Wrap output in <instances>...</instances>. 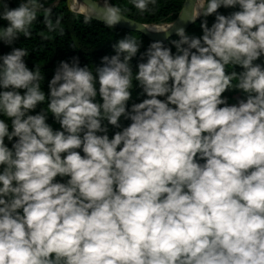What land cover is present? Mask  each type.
<instances>
[{
	"label": "clouds",
	"instance_id": "9594fccd",
	"mask_svg": "<svg viewBox=\"0 0 264 264\" xmlns=\"http://www.w3.org/2000/svg\"><path fill=\"white\" fill-rule=\"evenodd\" d=\"M41 11L63 34L42 0H0V264H264V0H188L200 35L146 26L163 39L126 35L93 69L61 60L47 94L14 46ZM75 12L123 20L110 0Z\"/></svg>",
	"mask_w": 264,
	"mask_h": 264
},
{
	"label": "trees",
	"instance_id": "16d2710c",
	"mask_svg": "<svg viewBox=\"0 0 264 264\" xmlns=\"http://www.w3.org/2000/svg\"><path fill=\"white\" fill-rule=\"evenodd\" d=\"M8 2L11 7H14L20 0H8ZM186 2L187 0H155L154 4L149 3L148 9L144 13H141L135 8L132 0H110V3L120 7L122 16L146 25L174 23L178 19ZM42 3L46 7L50 6L52 8L54 22L57 17L60 18L58 27L64 29L63 34H60L58 31L49 32L43 22L44 12L41 11L37 14V20L33 22L32 35L25 38L21 34L14 46L28 50L29 55L25 58V62L30 69L34 66L39 67L41 77H43L41 87L46 94L48 91L47 81L51 78L56 65L61 60H68L72 56H77L79 57L81 65L86 64L90 69H93L96 64L100 63V57L106 54H114L111 45L126 35L143 42L140 51H143L149 42L153 41L141 33L130 32L117 27H109L105 23L95 19H90L85 23L83 15L77 14L75 8L68 0H42ZM234 10L233 8L224 7L218 9L222 14H228ZM207 19L210 25L214 17L209 16ZM5 23L6 21L0 20V27H3ZM186 31L189 34L200 35L199 19ZM172 39H177V37L173 36L166 40L165 43H168ZM10 50L9 46L0 42V54H4ZM137 58L138 56L133 58L134 65ZM236 70H240L239 66H236ZM133 71L135 73V69ZM226 71H232V66H227ZM233 83H235V80ZM137 91L139 89L133 90L132 101L129 103L133 101L139 102L144 98L143 96L138 97L136 95ZM222 95L228 98L227 102L229 104L236 103L238 99L243 98L242 93L235 89L226 91ZM158 98L164 99L163 97ZM39 107L46 109L47 101L40 106L38 105L34 111H39ZM0 119L7 120L8 118L0 114ZM47 122L54 129L59 128V124L52 119L51 114H49ZM128 123L129 121L121 119L122 126H126ZM117 130L109 125V136ZM56 179L61 178L57 177Z\"/></svg>",
	"mask_w": 264,
	"mask_h": 264
},
{
	"label": "water",
	"instance_id": "95a60500",
	"mask_svg": "<svg viewBox=\"0 0 264 264\" xmlns=\"http://www.w3.org/2000/svg\"><path fill=\"white\" fill-rule=\"evenodd\" d=\"M68 1L76 9L78 0H68ZM187 3H188V0L185 4L184 8L182 9L178 19L173 23L177 26L183 24V26L185 27L186 30L193 24V23H184L185 17L182 15V12L186 8ZM92 19L103 22L99 18L93 17ZM146 26H151V25L140 24V23L134 22V21L123 16V20L119 24H117L115 27L130 31V32L141 33L144 36H146L147 38H149L150 40L163 39V36L161 34H155L154 32L148 31ZM173 36H175L174 31L166 40L170 39Z\"/></svg>",
	"mask_w": 264,
	"mask_h": 264
},
{
	"label": "rangeland",
	"instance_id": "374dc122",
	"mask_svg": "<svg viewBox=\"0 0 264 264\" xmlns=\"http://www.w3.org/2000/svg\"><path fill=\"white\" fill-rule=\"evenodd\" d=\"M97 2H101V0H97Z\"/></svg>",
	"mask_w": 264,
	"mask_h": 264
},
{
	"label": "bare ground",
	"instance_id": "6f19581e",
	"mask_svg": "<svg viewBox=\"0 0 264 264\" xmlns=\"http://www.w3.org/2000/svg\"><path fill=\"white\" fill-rule=\"evenodd\" d=\"M95 17V16H94ZM95 18H98V17H95ZM155 33V32H154ZM155 34H157V33H155Z\"/></svg>",
	"mask_w": 264,
	"mask_h": 264
}]
</instances>
